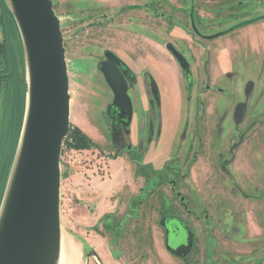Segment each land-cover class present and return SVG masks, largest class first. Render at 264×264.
<instances>
[{"label":"rangeland","instance_id":"374dc122","mask_svg":"<svg viewBox=\"0 0 264 264\" xmlns=\"http://www.w3.org/2000/svg\"><path fill=\"white\" fill-rule=\"evenodd\" d=\"M52 3L71 97L60 154L72 200L60 208L65 264H104L98 249L109 264H264V0ZM8 9L0 0V202L26 100ZM108 61L123 78L124 110ZM77 128L88 148L74 147Z\"/></svg>","mask_w":264,"mask_h":264},{"label":"water","instance_id":"95a60500","mask_svg":"<svg viewBox=\"0 0 264 264\" xmlns=\"http://www.w3.org/2000/svg\"><path fill=\"white\" fill-rule=\"evenodd\" d=\"M21 40L26 100L21 131L0 202V264H59L60 154L70 124L64 39L52 0H5ZM213 37V36H210ZM166 48L187 72L184 56ZM104 76L124 102L123 78L108 61ZM96 257L95 252L92 253Z\"/></svg>","mask_w":264,"mask_h":264},{"label":"trees","instance_id":"16d2710c","mask_svg":"<svg viewBox=\"0 0 264 264\" xmlns=\"http://www.w3.org/2000/svg\"><path fill=\"white\" fill-rule=\"evenodd\" d=\"M9 13H10V17L13 19L10 10H9ZM6 76H8V75H6ZM8 96H9V94H8ZM9 101H11V100L9 99ZM16 102H17V106L15 104V107L20 108V103H19L18 99L16 100ZM14 116H15L14 117L15 118L14 121L16 122L15 133H14V135L12 137V140H11L10 144H9V141H10L9 137L6 140L8 142V144H9L8 145V151L11 152V154H12L11 155V160L12 161H13V158H14L15 150H16V147H17L18 139H19V133L21 131V126H22V121H23V118H21L19 116V113H18L17 109H16V114H14ZM71 138H72V142H73L74 147H77V148H88L90 146V144H91L90 139L78 128L72 130ZM7 142H6V144H7ZM12 161H11V164H12Z\"/></svg>","mask_w":264,"mask_h":264},{"label":"bare ground","instance_id":"6f19581e","mask_svg":"<svg viewBox=\"0 0 264 264\" xmlns=\"http://www.w3.org/2000/svg\"><path fill=\"white\" fill-rule=\"evenodd\" d=\"M72 254L69 249V245L67 244V241L64 240V236L61 235V248H60V260L59 264H65V261L71 260Z\"/></svg>","mask_w":264,"mask_h":264},{"label":"crops","instance_id":"0c3cea01","mask_svg":"<svg viewBox=\"0 0 264 264\" xmlns=\"http://www.w3.org/2000/svg\"><path fill=\"white\" fill-rule=\"evenodd\" d=\"M97 250V249H96ZM97 252L100 254L101 256V261L104 263V264H109L110 263V257H109V254L107 252V250H104V249H98Z\"/></svg>","mask_w":264,"mask_h":264},{"label":"built area","instance_id":"2783aa9c","mask_svg":"<svg viewBox=\"0 0 264 264\" xmlns=\"http://www.w3.org/2000/svg\"><path fill=\"white\" fill-rule=\"evenodd\" d=\"M72 200L71 197L63 196V194L60 192V208H62L64 205L70 206Z\"/></svg>","mask_w":264,"mask_h":264},{"label":"flooded vegetation","instance_id":"af4514ba","mask_svg":"<svg viewBox=\"0 0 264 264\" xmlns=\"http://www.w3.org/2000/svg\"><path fill=\"white\" fill-rule=\"evenodd\" d=\"M192 27H193V30H195V26H194V24H192ZM195 32H197L196 30H195ZM177 49V48H176ZM178 50V49H177ZM179 51V50H178ZM170 52V51H169ZM180 52V51H179ZM171 53V52H170ZM181 53V52H180ZM182 54V53H181ZM183 55V54H182ZM184 56V55H183ZM174 57V56H173ZM175 58V57H174ZM184 58H185V56H184ZM176 59V58H175ZM185 60H186V58H185ZM178 62V61H177ZM186 62H187V60H186ZM178 64H179V62H178ZM180 65V64H179ZM187 65H188V63H187ZM181 67V66H180ZM182 68V67H181ZM183 69V68H182ZM188 70V69H187ZM121 102V104H122V108H123V110H124V108L126 107V101H124V102H122V101H120Z\"/></svg>","mask_w":264,"mask_h":264}]
</instances>
